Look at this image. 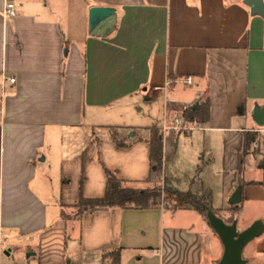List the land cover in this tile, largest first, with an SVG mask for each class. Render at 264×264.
I'll use <instances>...</instances> for the list:
<instances>
[{"label":"crops","instance_id":"1","mask_svg":"<svg viewBox=\"0 0 264 264\" xmlns=\"http://www.w3.org/2000/svg\"><path fill=\"white\" fill-rule=\"evenodd\" d=\"M5 1L0 264H104V253L117 249L120 264H220L224 245L193 209L174 211L169 222L162 207L73 216L81 197L105 195L106 169L128 182L147 180L151 128L163 132L167 162L181 137L201 132L203 151L195 148L191 162H206L205 175L214 156L221 159L217 216L240 232L264 222V144H252L238 173L244 134L264 128L253 119L264 107V14L245 0H10L19 7L4 18ZM93 7L115 10L111 27L90 29ZM4 77L16 82L3 88ZM205 99L207 122H187L182 105L195 109ZM179 115L190 129L165 131ZM114 135L128 146L118 147ZM169 176L181 190L183 181ZM238 187L242 201L231 205ZM180 212L193 221L179 223ZM243 258L264 264V232Z\"/></svg>","mask_w":264,"mask_h":264},{"label":"trees","instance_id":"2","mask_svg":"<svg viewBox=\"0 0 264 264\" xmlns=\"http://www.w3.org/2000/svg\"><path fill=\"white\" fill-rule=\"evenodd\" d=\"M243 106L238 108V113H243ZM209 101L205 99L195 109L190 108L184 116L187 122L193 124H205L208 120ZM257 138V133L247 132L244 134L243 148L239 155L238 173H242L245 156L251 151V146ZM113 139L118 147H127L128 144L119 140L116 135ZM164 135L161 129L151 128L146 141L150 144V172L144 183H133L120 179L116 173L105 170L107 176L106 191L102 198L88 199L81 197L74 205L77 209V216L98 209H134L146 210L163 208L162 204L172 203L170 210L193 209L208 221V212L213 208V192L204 186L201 175L206 166V162H201L197 166L196 174L190 178L194 190L181 191L173 186L172 179L166 174V160L164 159ZM164 201V202H163ZM165 209H168L166 207ZM217 215V214H216ZM210 225V224H209ZM104 264H120L121 249L104 253Z\"/></svg>","mask_w":264,"mask_h":264},{"label":"water","instance_id":"3","mask_svg":"<svg viewBox=\"0 0 264 264\" xmlns=\"http://www.w3.org/2000/svg\"><path fill=\"white\" fill-rule=\"evenodd\" d=\"M255 14H264L262 0H245ZM115 10L106 7H93L89 13V26L95 33L103 31L112 25ZM253 119L259 127H264V107L255 111ZM241 187L232 194L229 203L238 205L242 201ZM208 221L224 245V255L220 264H246L243 258L245 247L262 235L264 222L256 221L244 231H238L237 223L227 224L214 212H208Z\"/></svg>","mask_w":264,"mask_h":264},{"label":"rangeland","instance_id":"4","mask_svg":"<svg viewBox=\"0 0 264 264\" xmlns=\"http://www.w3.org/2000/svg\"><path fill=\"white\" fill-rule=\"evenodd\" d=\"M126 135L131 136L132 131L126 132ZM117 136V135H116ZM199 146V147H198ZM203 148V136L201 132H196L194 134V139L193 141L184 139V137H181L179 140V143L177 145V148L175 149V155L172 158V160L168 161L166 160L165 168H166V174L168 177L169 174H171L173 177H176L180 179L182 182V191H189V190H194L195 187L191 185L190 178H193L196 174L197 167L196 165L194 166L191 162L193 151L195 148ZM215 158V163H213L210 168H208L205 172V175H201V178L204 179L205 183L207 184L208 187H210L213 190V193H215L216 196V203L217 204H222L224 195H223V180L221 177L218 176L217 172H219V168L221 167V159L217 155L214 156ZM252 159H249L248 163V171L249 175L252 174V172L255 170L252 169L253 164H252ZM171 178V177H170ZM164 202V201H163ZM172 203H163L162 206L163 208L168 207L166 210V222L171 221L172 217L174 216V212L170 210L172 207ZM75 214V215H74ZM219 214V212H218ZM192 214H189L187 212H180L178 216L176 217V220L179 221V223L189 225L192 221L193 218L191 216ZM73 216H77V209L74 211ZM168 220V221H167ZM6 261V258H4V262Z\"/></svg>","mask_w":264,"mask_h":264},{"label":"built area","instance_id":"5","mask_svg":"<svg viewBox=\"0 0 264 264\" xmlns=\"http://www.w3.org/2000/svg\"><path fill=\"white\" fill-rule=\"evenodd\" d=\"M19 5L17 3H14L10 0H6L5 4H4V8H3V16L4 18H13L16 16L17 13V9H18ZM9 82L11 84H14L16 82V80L14 78H3V88H5L6 83ZM184 82L187 85H193L194 84V79L193 77H186L184 79ZM200 96H197L196 100H199ZM194 105V103H187L182 105L181 107V112H186L188 111L190 108H192ZM183 117L181 115L177 116L174 121H173V125L170 126H165L164 130L165 131H169V130H175V131H179V130H189L190 128L187 126L183 125ZM256 133L258 134V137L256 138V140L253 142V148L254 149H260V147L262 146V144H264V128H259L258 130H256Z\"/></svg>","mask_w":264,"mask_h":264}]
</instances>
